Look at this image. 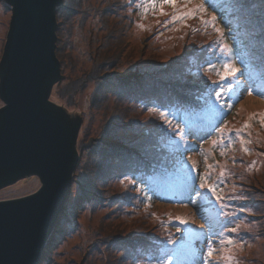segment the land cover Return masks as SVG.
<instances>
[{
    "label": "rangeland",
    "instance_id": "374dc122",
    "mask_svg": "<svg viewBox=\"0 0 264 264\" xmlns=\"http://www.w3.org/2000/svg\"><path fill=\"white\" fill-rule=\"evenodd\" d=\"M83 1L77 0L72 4L73 8L70 9L73 14L68 13L70 17H67V13L65 17H62L64 24L61 27V33L58 31L60 19L56 12L55 52L61 69L63 65L67 68L61 71V80L56 84L57 87L54 86L56 88H53L50 97L52 103L82 119L77 141L79 161V145L81 146L82 142H93L92 138L100 139L102 126L105 127L108 125L106 123H110L112 112L116 111V100H113L116 92L113 87L109 86L110 92L105 102L100 103L101 105H93L96 85L93 81H89V75L81 77L83 74L79 73L82 61L85 62L82 63L84 65L89 64L90 54H92L91 58L96 54L99 55L94 60L95 66L110 57L104 49L111 41L108 32L113 26L111 21L113 16L108 9H105L110 5L103 0H85L84 3ZM63 2L64 0L62 5ZM140 2L141 0H135L128 8L129 15L133 17V27L127 31V35L125 34L127 42L123 45L122 53L119 47L120 61L117 66L126 67L127 58L131 55V62H143L144 65L151 62L168 65L173 62L170 67L176 71L180 70L179 74L183 76L187 86L206 82L208 92H212V102L214 100L219 102V104L211 103L210 106L213 108L216 104L219 109L224 108L219 110L220 113L217 116H220L222 112L229 113L223 114L221 118L216 116L214 122L218 123L215 127L218 129L216 131L213 129L210 133L202 129V132L207 133L204 136L197 133L201 132L200 129L188 128V124L184 121L182 123L181 120H173L166 126L168 133L163 145H167L168 149L177 153L179 159H183L182 164L187 171L182 172L184 176L182 178L189 179L192 185L191 194L195 198L194 204L185 205L174 199L168 201L160 197H157V200L151 198L148 200L149 203L141 202L130 209V217H126L129 221H125L120 219L118 211L116 212L113 207H109L112 210L110 211L109 208L92 204L88 200L72 206L77 195L76 185L72 182L67 201L68 207H72L71 210L75 212L74 217L71 221L68 220V223L66 221V225L61 224L62 235L53 242L45 261L41 264H114L117 262L116 257L119 253L114 249H105L110 239L124 231L125 227L134 229L145 227L147 224L151 226L157 224V232H165L164 235L157 236L154 241L165 244L167 246L165 249L172 250H168L167 255L162 257L163 255L157 253L156 244L142 243L132 254L134 264H160L166 259H171L172 264H245L246 262L264 264V122H262L264 121V95L260 93L264 92V86L260 87L259 92H252L251 84L246 85L241 81L243 73H240L241 67L236 64L233 54V50L236 51L234 46L239 43L237 38L240 34L236 31L239 22L234 14L232 17H226L223 22L218 15V12L222 14L231 10L230 0L227 2L225 0H176L175 8L164 4L163 12L166 15H161L160 8L157 7L147 16L142 15ZM78 4L80 7H76ZM200 5L205 11L197 12L194 18L170 22L174 15L195 9ZM81 7H89L94 12L84 15L80 11ZM96 8L108 13L107 23L104 22L105 26H102V17L95 14ZM103 16L106 17L105 14ZM213 17L216 19L215 28L210 24L205 25L204 21L212 20ZM10 18L11 8L4 3V0H0V61L5 48ZM141 24L144 25L143 28L139 26ZM216 28H219L223 35L216 31ZM228 29L236 31L237 35L234 39L227 33ZM260 37L256 40L262 43L260 48L264 51V41ZM206 43L211 48L205 56L208 59L197 55ZM224 44L228 46V50H224ZM62 52L64 62L60 59ZM229 62L240 71L235 76L222 79L217 72L222 71V65ZM173 69L170 71L172 75L175 71ZM255 70L256 67L249 66L248 76L253 78ZM249 71H252V74H249ZM92 78L96 76H91L90 80ZM77 85L83 86L81 93L72 98L68 91L76 89ZM216 93L220 95L217 96ZM60 95L63 99H58ZM67 102L74 106L69 108L66 105ZM222 102H226L232 108L223 107ZM4 105L0 99V109ZM118 110H124L123 106L121 105ZM152 113L153 110H150L148 115L143 114L137 117L143 123L144 117L152 116ZM185 114L186 109H182V117L186 116ZM129 119H131L130 116ZM203 121H205L203 117L194 119L197 124H202ZM131 122L130 120L119 122L120 128H116L117 134L126 136L128 131L122 129L124 127L128 129L132 125ZM245 124H249L250 127L245 129ZM219 129L218 137L215 138ZM221 129L224 131L221 132ZM238 130H241L240 134L244 141H251L246 145L250 149L249 153L243 151L245 145L237 139ZM230 132V143L222 144V141L230 140L225 139L226 134ZM213 141L216 143L214 144ZM205 174H208L209 184L218 186L217 191L222 199L218 200L210 190L200 187V178ZM244 174L249 178L245 180ZM119 186L123 184L117 183L115 189L121 191ZM40 187V181L36 177L22 179L0 190V201L31 195ZM134 188L138 192L142 190L139 185ZM169 189L171 190L172 187L170 186ZM161 192L165 195V192ZM250 199L252 203L248 202ZM256 205H259L262 211H255ZM172 216L174 225L170 221ZM182 220L186 223H182ZM234 228L237 230L232 231ZM240 230L245 235L239 236ZM229 239L233 241L232 244L227 243ZM210 247L214 250L211 257L208 255ZM155 257L158 258L157 261Z\"/></svg>",
    "mask_w": 264,
    "mask_h": 264
},
{
    "label": "trees",
    "instance_id": "16d2710c",
    "mask_svg": "<svg viewBox=\"0 0 264 264\" xmlns=\"http://www.w3.org/2000/svg\"><path fill=\"white\" fill-rule=\"evenodd\" d=\"M75 1L77 0H64L63 5L57 10V16L60 19L58 28L60 33L64 24L62 17H65V13H67V17H70L69 14H73L70 8H73L72 4ZM103 1L110 5L105 9H108V12L113 16V19H111L113 26L109 28L111 31L108 32L111 41L104 48L110 57L105 58L102 63L95 66L94 60L99 55L96 54L91 58L92 54H90L88 61H90L91 66L82 64L85 63L82 61L79 66V69H81L79 73L83 74L81 77H88L89 75V81H93L96 85L93 93V105H101L105 102L109 96V86L113 87L116 92L113 97V100H116V111L112 112L110 123H106L108 125L105 127L102 126L103 131L100 133V139L92 138L93 142H82L81 146L79 145L80 161L72 181L73 185H76L77 195L72 206L88 200L90 203L99 204L103 208L113 207L116 212L118 211L120 219L129 221L126 217H130V209L141 202L149 203L148 200L151 198L157 200V197H160L168 201L173 199L181 201L185 205L194 204L195 198L191 194L192 185L188 181L189 179L182 178L184 177L182 172L187 171L182 164L183 159H179L177 153L168 149L167 145H163L166 133H168L166 126L173 120H181L182 123L184 121L185 124H188V128L200 129L201 132L197 133L204 136L207 133L202 132V129H205L208 133L213 129L215 131L218 129L215 128L218 123L214 120H216L217 114L220 113L219 110L224 108L219 109L216 105L219 102L215 100L212 102V92H208L206 82L205 84L197 82V84L187 86L183 76L179 74L180 70L176 71V69L170 67L173 62L168 65L153 62L144 65L143 62H131V55L127 58L129 65L127 64L126 67L117 66L120 61L119 47H121L122 53L123 45L127 42L125 38L127 31L133 27V17L129 15L128 8L130 3L133 4L135 0ZM227 1L225 0V2ZM77 6L80 7L79 4ZM229 8L231 10L222 12V14L218 12V15L223 22L226 17H232L234 14L239 22V26L236 28L237 33L240 34V37H236L239 43L234 46L236 51L233 50V54L236 64L241 67L240 73H243L241 81L246 85L251 84L252 92H259L260 87L264 86V51H261L260 48L262 43L256 39L261 36L260 39L264 41V0H230ZM80 11L84 15L88 12V14L94 12L89 7H81ZM96 13L98 17H102V26H105L108 13L98 8H96ZM236 31L228 29L227 33L232 35V39H234L237 35ZM93 45L95 44L93 43ZM201 49L202 51L197 55L208 59L205 57L211 50L208 43L204 44ZM60 59L61 62H64L63 52ZM76 62L78 63V61ZM250 63L253 65L251 66ZM249 66L250 68L256 67L253 78L248 76ZM66 68L67 66L63 65L61 71L66 70ZM171 69L175 70L173 75L170 73ZM252 71H249V74H252ZM93 75L96 78L90 80ZM82 87L77 85L76 89L73 88L68 91L69 96L74 98L79 95ZM187 87H190V89H187ZM58 99L63 98L60 95ZM211 103H216L215 107L212 108ZM222 103H224L223 107L232 108L226 102ZM66 105L69 108L74 106V104L68 102ZM121 105L124 110H118ZM182 109H186V116L184 117L181 115ZM150 110H153L152 116L144 117V122L141 123L138 117L143 114L148 115ZM161 112L167 114L166 119L161 117ZM226 113L229 112H222L217 117L221 118ZM129 116L131 119H129ZM197 117H203L205 121L202 124H197L194 122ZM169 119L170 121H168ZM127 120L132 121V125L128 129L126 127L122 129L128 131L126 136L117 134L116 128H120L118 123ZM219 131L220 129L217 131L215 138L218 137ZM228 138L230 140L221 143H230L231 132L226 134L225 139ZM95 143L97 145H94ZM243 177L245 180L249 178L246 174ZM117 183L123 184V186H119L121 191L115 189ZM136 185L141 186L142 190L136 191L134 188ZM101 186L107 188L103 189ZM170 186L172 187L171 190L169 189ZM161 191L165 192V195H162ZM250 201L251 199L248 202ZM68 205L67 201L64 212L56 224V229H54L48 240L42 263L45 261L53 242L62 235L61 224L66 225V221L68 223V220L71 221V218L74 217L75 212ZM254 210L262 211L259 205H256ZM110 211L112 210L110 209ZM170 221L174 225L175 221L173 219ZM164 234L165 232L162 231L157 232V224L152 226L147 224L145 227L134 229L125 227L124 231L118 233L113 239L109 238L110 241L106 244L105 249H114L119 253L116 257L117 262L114 264H134L132 254L137 251L142 243L148 244V242L151 245L156 244V247L158 246L157 253L164 257L171 248L165 249L167 247L165 244L154 241L157 236L160 237ZM242 234L245 235L240 230L239 236ZM181 239L183 240L182 236ZM157 260L158 258L155 257V261Z\"/></svg>",
    "mask_w": 264,
    "mask_h": 264
},
{
    "label": "water",
    "instance_id": "95a60500",
    "mask_svg": "<svg viewBox=\"0 0 264 264\" xmlns=\"http://www.w3.org/2000/svg\"><path fill=\"white\" fill-rule=\"evenodd\" d=\"M11 18L0 61V190L36 177L40 189L0 201V264H41L79 162L82 119L50 101L61 80L62 0H4Z\"/></svg>",
    "mask_w": 264,
    "mask_h": 264
},
{
    "label": "snow or ice",
    "instance_id": "6c2138e0",
    "mask_svg": "<svg viewBox=\"0 0 264 264\" xmlns=\"http://www.w3.org/2000/svg\"><path fill=\"white\" fill-rule=\"evenodd\" d=\"M164 4H169L171 5L172 7H176V0H141L140 4H139V7L141 8L142 10V15L144 16H147V14L150 12V11H155V9L157 7L160 8V14L161 15H166V13L163 12V6ZM205 9L202 5L200 6H197V8L195 9H192V10H189V11H186V12H181V13H178L177 15H174L172 17V21L170 22H175L177 20H183V19H186V18H194L196 13L197 12H204ZM205 25H212L214 28H215V24H216V19L215 17L212 18V20H205L204 21ZM141 28L144 27L143 24L139 25ZM216 31L218 32H221V35H223L222 31L219 29V28H216ZM224 47V50H228V46L226 44L223 45ZM240 69L235 67L233 63L229 62V63H225L222 65V71H219L217 72L218 75L221 76V78H225L227 76H235V74L237 72H239ZM251 94V93H249ZM262 95H264V92L261 93ZM217 96L220 95V93H216ZM166 116L167 114L166 113H163L161 112V117L165 118L166 119ZM264 122V121H262ZM250 125L249 124H245L244 125V128L247 129L249 128ZM224 130L221 129V132H223ZM240 131L241 130H238L237 131V139H239V141L244 144L245 146L243 147V151L245 153H249L250 152V149L249 147H247L246 145L251 143V141H244V138L243 136L240 134ZM213 143L215 144L216 141H213ZM223 154V153H222ZM221 175H223V173H221ZM201 182H200V187L201 188H207L208 190H210L213 194L216 195V198L219 200V199H222V197L220 196L219 192L217 191V185L215 184H209L207 181H208V174H205L204 176H202L200 178ZM182 223H186V221H181ZM237 229H232V231H236ZM172 243H175V241H172ZM228 244H232L233 241L231 239H229L227 241ZM213 249L210 247L209 250H208V255L209 257H211L213 255ZM175 254V253H174ZM229 259H231V257H229ZM160 264H172V260L171 259H166V260H163L160 262Z\"/></svg>",
    "mask_w": 264,
    "mask_h": 264
}]
</instances>
